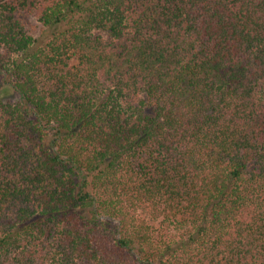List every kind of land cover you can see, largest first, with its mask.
Listing matches in <instances>:
<instances>
[{"label": "trees", "instance_id": "trees-1", "mask_svg": "<svg viewBox=\"0 0 264 264\" xmlns=\"http://www.w3.org/2000/svg\"><path fill=\"white\" fill-rule=\"evenodd\" d=\"M0 264H264V0H0Z\"/></svg>", "mask_w": 264, "mask_h": 264}, {"label": "rangeland", "instance_id": "rangeland-1", "mask_svg": "<svg viewBox=\"0 0 264 264\" xmlns=\"http://www.w3.org/2000/svg\"><path fill=\"white\" fill-rule=\"evenodd\" d=\"M16 97H18L16 93H13L12 91L7 90L5 91V93L3 94L1 98L5 100H12V99H15Z\"/></svg>", "mask_w": 264, "mask_h": 264}]
</instances>
